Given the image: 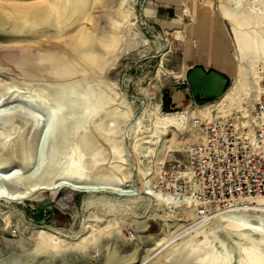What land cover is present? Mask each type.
<instances>
[{
    "label": "rangeland",
    "instance_id": "1",
    "mask_svg": "<svg viewBox=\"0 0 264 264\" xmlns=\"http://www.w3.org/2000/svg\"><path fill=\"white\" fill-rule=\"evenodd\" d=\"M42 1L0 0V7ZM193 1L200 6L206 2ZM182 2L101 0L85 6L87 0H79L80 8L85 7L77 14L61 17L58 25L46 14L34 27H23L0 9V95L5 91L14 96L7 110L0 108V117L15 113L43 130L39 142L26 124L0 121V170L13 167L11 174L19 176L7 191L26 188L39 177L41 187L45 185L23 200L0 199V264H249L241 262L240 251L247 241L264 256L263 237L212 223L213 217L196 223L191 209L168 200L162 190H171L169 173L183 175L182 146L191 139L186 125L162 129L158 124L159 117L181 113L186 106L205 111L202 107L214 106L209 111L215 116L246 109L264 95V48L237 59L227 23L237 32L262 31L264 0H208L210 24L201 26L202 16L197 23L199 41L207 34L209 41L210 33L215 38L207 49L210 58L217 67L229 68L225 93L234 90L223 101L197 100L185 85L188 65L179 56L185 49L181 39L189 35L192 23L189 15L178 16ZM81 28L91 34L87 58L38 65L35 76L23 75L15 64L26 50L37 63L42 47L69 43ZM172 73L183 75L175 79ZM170 88L181 92V105L170 106ZM101 95L106 103H99ZM68 96L90 132V151L78 141L84 129H79L80 136L70 135L57 121L49 125L54 103ZM20 135L31 149L39 143L27 167L19 165L11 150ZM115 145L118 150L113 151ZM255 212L241 218L251 224L260 218L264 225V216Z\"/></svg>",
    "mask_w": 264,
    "mask_h": 264
},
{
    "label": "bare ground",
    "instance_id": "2",
    "mask_svg": "<svg viewBox=\"0 0 264 264\" xmlns=\"http://www.w3.org/2000/svg\"><path fill=\"white\" fill-rule=\"evenodd\" d=\"M100 1L101 0H87V3H85V6L86 5H90V6L97 5V4H100ZM85 6H82V8H84ZM82 8H80L79 0H43L42 2L29 6V7H26V6H21L19 8L13 7V6L12 7L10 6L0 7V9L6 12L7 16H15V18L18 20V23L22 25L23 27H26V26L34 27V26L40 25V22L45 19L46 14H51L54 17L53 18L54 24L58 25L60 24L61 17L63 18L66 17L65 19H68V17H71L73 12L77 14L79 10H81ZM187 8L189 11H191L192 9H194V5L191 3L187 6ZM210 9H211V5L209 4L208 0H206L204 4L203 14H202V17H204V20L201 21L202 22L201 26H203L204 28L208 27L210 24V21L206 19L207 16L210 14ZM227 23L229 24L231 28L232 42L235 46L237 59L245 60L247 57L251 55L249 54L250 52H255V50L258 48H264V27L262 31H260L259 29H255L256 32L253 34L252 32L246 29H245V33L237 32L235 30L237 27L234 29L230 21H228ZM249 32L251 33V35ZM90 36L91 34L86 28H81L78 34L75 36V38L72 39L71 42L69 43H65L63 45L55 43V44H52L51 46L49 45L47 47H42L43 48L42 53L39 55L37 54L35 55V57H37L36 58L37 63H35L32 60V56L30 55L31 52L29 50H26V51H22L20 55L16 56L15 64L19 67L23 75L35 76L38 70L37 68L41 70L40 67H43L46 64H49V63L60 64L61 61H64L63 63H66L69 60L73 61L76 59L80 60L81 58H87L90 55L89 45L92 42ZM91 62L93 63L92 60ZM95 64L97 65V63ZM38 65L40 67H36ZM179 77L180 75H174L175 79ZM233 90L234 89L232 88L231 90L225 93L226 91L225 89L222 95L218 98L219 99L218 101L225 100L230 95V91L232 92ZM0 96H1L0 97V108H4V110H7L12 104V102L14 101V96L8 94V92H5V91H3ZM20 96L21 95H16V98H19ZM171 97H172V100L177 103H179L181 99L178 93H171ZM22 99L23 97H21V100ZM104 102L106 103V100L104 96L101 95L99 97V103L102 104ZM213 107L214 106H211L210 108L209 106L202 107V108L208 109L205 111V110H202V109L200 110L195 107L186 106L185 108L182 109L183 111L181 110L182 111L181 113H177L179 112L177 111L176 113L172 112L174 114H166V115H163L162 117H159L158 124H161V127H164L162 129L174 128L179 124L186 125V127L188 128V135H187L188 138L187 139H191L190 124H191L192 117H195V116L212 117L213 115L210 113L213 110L211 111L209 110L212 109ZM61 110H64V113H62V115L59 114V111ZM77 110H78V106L75 104V102H72L70 100L69 96L66 98H62L60 102L56 101L53 105V108L51 109V113L53 115L51 114L50 116L49 125L51 126L53 122L56 123L57 121L59 129L61 131H64L65 133H69L70 135H76V133L78 134L79 133L78 131L80 128L84 129L85 132L84 133L81 132L82 133L81 139L78 141H80V144L85 151H90L93 147L92 137L90 136V132L88 133L86 132L87 129H86L85 122H83L77 116ZM246 111L247 109H243V110L241 109L238 112H246ZM226 114L228 113H225V112L216 113L215 116H224ZM0 121L2 123H6L9 121L10 122L16 121V122H21L23 125L26 124V126L29 129L31 128L35 130V134L36 136H38L39 142H40V139H42L41 135L43 134L42 133L43 130L42 131L39 130L38 123L36 124L35 122L29 119L28 121L26 119L24 121V119H22V117H20L18 114L10 113V112L5 113L0 117ZM136 123L138 126L139 122L137 121ZM79 136H80V133H79ZM23 138H24L23 135L15 137L12 140L11 150L16 155V158L20 160L19 165L27 167L28 162L31 161V160H28V157L31 156L30 154H34L38 151L39 143L36 145V147H33L31 149L29 146L27 147V144L24 142L26 139L23 140ZM121 147L124 148V153H125L124 155H126V150H125L124 145H122ZM112 148H113V151L118 150L117 149L118 147L116 145L113 146ZM118 153H120V151H118ZM12 169L13 167H6L4 171L0 170V199L4 201L23 200V199H26L27 196H29L31 193L45 189L43 188L45 186L44 184H43L44 186L41 187V183L39 180L40 177H39L38 180L36 178L37 181L32 182V183L29 182L30 185L26 186V188L20 189L18 191H11V190L7 191V189L10 188V186H13V184H15L18 181L17 179H19L18 175H17L18 177L14 176L15 173L11 174V171L14 170ZM77 169L78 168L75 167V170L78 173ZM53 185L54 184H52V186ZM54 189H57V188L55 187L52 190ZM78 190L83 191V192H89V190L86 188L84 189L79 188ZM103 191L110 193V191L112 190H110L109 188H103ZM141 191H144V188H141ZM263 205H264L263 199H258V198L257 199H245L242 201V204L239 208L237 207L231 208V209H228L224 213H216L213 216L212 223H215V222L226 223L225 224L226 227L230 228L231 230L248 231V232H251L255 235H259L260 237L264 238V225H263V222L260 220V218L256 220L257 222L254 224H251L244 218H241V216L246 217L243 214H247V212H250V211H251L250 213H254L255 211H256L255 213H261V210H263L262 209ZM189 216L192 217V214H190ZM164 241H165L164 239L160 240V242H164ZM259 242L262 243V241H259ZM240 251L244 255V258L241 260V262L243 261L249 264H264V258H263L264 256L262 257L261 255L257 254V252H255L257 251V249L255 250V248L253 247L251 243H249V241L245 242L244 245H241ZM117 263L118 262L116 261V264Z\"/></svg>",
    "mask_w": 264,
    "mask_h": 264
},
{
    "label": "built area",
    "instance_id": "3",
    "mask_svg": "<svg viewBox=\"0 0 264 264\" xmlns=\"http://www.w3.org/2000/svg\"><path fill=\"white\" fill-rule=\"evenodd\" d=\"M246 109L191 119V140L182 146L183 175L169 173L171 190L162 192L191 209L196 223L239 208L245 199L264 200V95Z\"/></svg>",
    "mask_w": 264,
    "mask_h": 264
},
{
    "label": "crops",
    "instance_id": "4",
    "mask_svg": "<svg viewBox=\"0 0 264 264\" xmlns=\"http://www.w3.org/2000/svg\"><path fill=\"white\" fill-rule=\"evenodd\" d=\"M191 3L194 5V9L189 11L187 6ZM203 9H204V6L196 5V3L193 0L192 1L183 0V2H182L181 12H180V14H178V16L181 14L183 16L189 15L191 17V23L192 24L190 25V28H189V32H190L189 35H187V36L185 35L181 39V45L185 49H184V51L182 50V52L180 53L179 62L181 64H187L188 69L193 67V66H199L205 71L214 70L216 72L223 74L225 77H227L226 72L229 71V68L225 67V69H223V68L217 67L214 60H212L210 58V56L208 55L207 49H209L210 44H212L213 40L215 39L213 34L210 33V40L209 41L207 39L209 34H207L206 37L202 38V42L199 41L201 34H200V31H198L197 23L203 14ZM211 18H212V16H211ZM193 30H195V33H192ZM212 30H213V28H212ZM210 32H211V30H210ZM189 39H191L192 42H190ZM206 41H207V43H206ZM227 54L229 55L228 50H227ZM172 75L174 78V75H178V74L172 73ZM179 75H183V73H181Z\"/></svg>",
    "mask_w": 264,
    "mask_h": 264
},
{
    "label": "water",
    "instance_id": "5",
    "mask_svg": "<svg viewBox=\"0 0 264 264\" xmlns=\"http://www.w3.org/2000/svg\"><path fill=\"white\" fill-rule=\"evenodd\" d=\"M184 82L191 95L200 101H209L218 99L227 85V78L214 70L205 71L199 66H193L184 73ZM171 93H178L183 99L181 92L175 88L167 89L166 98L170 101V106L177 107L181 105L172 100ZM174 107H169L173 109Z\"/></svg>",
    "mask_w": 264,
    "mask_h": 264
}]
</instances>
